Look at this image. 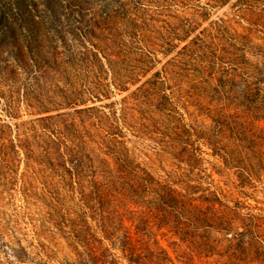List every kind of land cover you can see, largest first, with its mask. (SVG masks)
I'll use <instances>...</instances> for the list:
<instances>
[{"label": "trees", "instance_id": "obj_1", "mask_svg": "<svg viewBox=\"0 0 264 264\" xmlns=\"http://www.w3.org/2000/svg\"><path fill=\"white\" fill-rule=\"evenodd\" d=\"M78 31L0 43V247L31 225L72 264L264 251V0H111Z\"/></svg>", "mask_w": 264, "mask_h": 264}, {"label": "rangeland", "instance_id": "obj_2", "mask_svg": "<svg viewBox=\"0 0 264 264\" xmlns=\"http://www.w3.org/2000/svg\"><path fill=\"white\" fill-rule=\"evenodd\" d=\"M108 3L111 4V0H80L78 2L75 0H0V21L2 17L14 14L23 16L17 25H12L13 31L7 39L1 35L4 22H0V43L5 42L9 47L16 41L14 38L19 37L18 41L22 44L33 43L41 47L42 53H45L48 48H51L52 52L56 49L58 53H62L64 47L68 48V44L79 42L70 33L73 31L77 33L78 30L86 32L91 21L97 19L99 11ZM76 5L81 8L76 9ZM230 12L231 9L225 7L213 14L212 19ZM9 23L13 22L9 21ZM204 25L207 26L208 23ZM23 36L28 39H24ZM6 51L7 49L1 50L3 57L7 56ZM48 57H56V55ZM58 59L62 60L63 56L60 55ZM121 98L118 96L116 100ZM250 195L248 203L264 209V186H260L256 191H250ZM16 203L21 205L20 198H17ZM22 229V234L18 237L28 251H9L2 246L0 247V264H72L74 261L72 251H68L64 240H58L61 245L58 251H32V244H35L32 227L23 225ZM24 233H27V236H24ZM163 244L169 250L167 252L174 264H185L188 261L185 251H175V248L166 240H163ZM221 254L216 252L210 259L203 258L197 264H264V251L258 253L225 251Z\"/></svg>", "mask_w": 264, "mask_h": 264}]
</instances>
